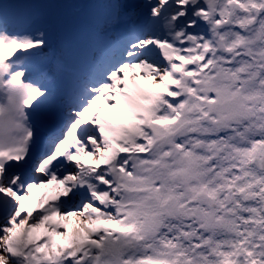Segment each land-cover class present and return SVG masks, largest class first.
I'll list each match as a JSON object with an SVG mask.
<instances>
[{"label":"snow or ice","instance_id":"6c2138e0","mask_svg":"<svg viewBox=\"0 0 264 264\" xmlns=\"http://www.w3.org/2000/svg\"><path fill=\"white\" fill-rule=\"evenodd\" d=\"M0 264H264V0H0Z\"/></svg>","mask_w":264,"mask_h":264}]
</instances>
